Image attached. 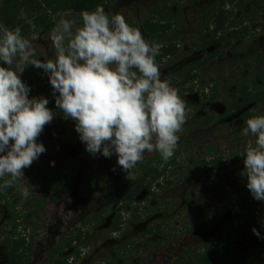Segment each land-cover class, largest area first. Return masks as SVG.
Masks as SVG:
<instances>
[{
  "label": "rangeland",
  "instance_id": "rangeland-1",
  "mask_svg": "<svg viewBox=\"0 0 264 264\" xmlns=\"http://www.w3.org/2000/svg\"><path fill=\"white\" fill-rule=\"evenodd\" d=\"M6 1L0 0V9L6 8L8 19L12 16L18 17L20 15L18 12L21 11L20 3L9 0V3L5 4ZM33 1L30 7L22 12L25 16L15 22V27L21 28L22 35L30 36L32 28L27 22L30 18V21L36 25L39 36L35 42L36 58L47 60L55 54L50 46L49 37L55 23L61 18L59 14H65L63 18L75 21L77 26L81 24V17L71 12H54L55 7H50L43 0ZM172 1L177 3L173 11L178 9L180 13L171 22L168 34L169 41L177 44L178 56L187 62L208 56L215 49L209 48L200 55L193 45L201 46L202 43L199 28L205 25L204 10L217 6L219 0H115L105 8V12L110 16L123 15L127 23L133 22L139 27L144 20L153 16L151 14L153 10H161L165 4H170ZM39 6L40 11H38L41 17L37 21L38 19H34V16L35 18L38 16L35 15L38 14L35 10ZM252 9L255 11L256 6ZM226 10L234 12L230 23L233 19L238 22L244 14L248 16L249 37L230 40L228 47L222 49L217 57L199 69V78L196 80L198 84L194 85L195 92L182 97L189 105L186 107L185 123L178 133L180 139L176 149L179 152L177 165L168 173V177L175 181V184L164 191L156 187L152 191L153 194L148 195L144 192L137 197L138 203L135 206H129L127 212L123 213L124 223L117 235L108 236L104 233L112 213L103 212L105 205L102 202L104 200L109 202L129 180L137 177L136 170L141 163L150 162L155 152L145 153V159L137 164L135 169L126 173L117 166L116 155L104 158L92 156L88 152L81 153L79 146H75L73 141L78 133L74 130L72 119L64 118L61 124L65 126L64 130L54 128L57 122L55 117L44 126L37 142L42 143L46 151L30 167L23 170L25 180L15 182L20 194L23 187H27L30 191L27 199L22 197V204L27 207L26 218L14 223L13 213L8 211L9 205L0 211V234L3 240L10 239L14 232L16 238H25L30 248L27 252L29 259L25 261V264H50L49 249L71 237L76 229L82 227V222L91 220L95 212L105 218L103 223L96 226L90 224L84 231H90L89 237L96 232L101 233L104 239L96 244L92 242L93 240L85 242L83 246L73 244L71 249L64 251V255L69 256L79 248L80 256L74 261L69 259L68 264H99V262L174 264L183 252L194 248L198 249L197 253L206 252L202 248L206 244L208 248L214 245L211 238L218 230L222 231V237L225 240L220 241L219 254L213 256L217 264H264V239L258 238L251 230L255 227L257 231L264 234V229H261L259 225L264 213H254L250 221L237 222L232 217L233 211L224 209L236 198L238 187L246 185L247 182L246 177L240 174L244 168L243 161L237 165H229L228 158H231L236 150L237 154L244 151L250 137L242 135L244 126L238 114L223 117L226 104L231 100L230 93L234 88L240 87V81L244 80L243 83L249 90L257 86L264 88V32L260 29L259 19L262 16L255 17L256 14H249L247 6L232 11L233 5H227ZM43 20L45 26L42 28L40 22ZM0 23H2L1 19ZM228 34L229 31L226 30L217 36L227 37ZM163 44L164 42L159 43L161 46ZM180 62L181 60L178 61L171 56L157 63L161 78L169 81L170 71L177 68ZM245 63L250 66L247 73ZM3 66L6 67V65ZM36 70L39 68L28 66L20 76L22 82H28L27 76H30V80L38 86L39 77L49 82L44 72H39L37 78L32 76ZM234 74L240 75L235 77ZM245 74L247 77H243ZM208 77L220 80V84L214 89L218 96L213 102H210L209 97L205 99L199 96L201 88L208 85ZM197 91L199 94L196 93ZM248 109L252 116L264 114V104H259L257 107L251 106ZM208 112H213L217 124L211 122L202 130L195 129V120H202ZM215 116L220 118L216 119ZM237 139L244 141V146L239 149L235 146ZM207 149L218 151L226 157L225 163L228 165L226 171L218 173L209 169H199L193 172L196 158H199ZM72 166H76L77 169L70 176L69 185L57 192L44 191L40 188L51 180L56 171L69 170ZM105 186L110 192L102 194L99 188ZM39 203L43 206L40 217L30 216L38 209ZM18 206V209L22 208V205ZM136 208L140 215L139 220L132 217ZM216 208L220 211L217 216L213 213ZM190 224H193V227L188 231L186 226ZM155 226H160L159 230L162 233L170 232L169 238L164 239L160 244L158 240L162 238L155 230L148 237H142L144 229ZM250 234H253L252 238ZM127 242H133V244L127 246ZM2 245L0 243V246Z\"/></svg>",
  "mask_w": 264,
  "mask_h": 264
},
{
  "label": "clouds",
  "instance_id": "clouds-1",
  "mask_svg": "<svg viewBox=\"0 0 264 264\" xmlns=\"http://www.w3.org/2000/svg\"><path fill=\"white\" fill-rule=\"evenodd\" d=\"M59 15L49 37L55 54L47 60L36 58L39 36L30 20V36L0 23V193L25 180L23 170L46 151L37 138L56 116L47 98L29 97L20 76L30 65L47 74L56 108L74 121L90 155H116L117 166L127 173L145 153H158L163 167L178 146L186 106L179 90L161 78L156 62L161 45L102 5L82 11L79 26ZM242 135L250 139L240 154V174L251 197L264 203V114L249 118ZM21 195L27 199L29 189L23 187ZM259 225L264 229V217Z\"/></svg>",
  "mask_w": 264,
  "mask_h": 264
},
{
  "label": "trees",
  "instance_id": "trees-1",
  "mask_svg": "<svg viewBox=\"0 0 264 264\" xmlns=\"http://www.w3.org/2000/svg\"><path fill=\"white\" fill-rule=\"evenodd\" d=\"M7 0L5 4L8 2ZM14 1V0H13ZM47 5H50V7H55L53 9L54 12H71L74 15L80 16V13L84 10H94L97 5H102L104 9L113 1L115 0H43ZM183 1V0H182ZM11 2V1H10ZM16 3H20V10L18 13L21 15L24 10L28 9L31 5L33 0H16ZM251 0H219V3H217V6L206 9L203 12V20H205V25L203 27L199 28V33L201 36V46L193 45L195 50L202 51L207 49H215L212 52L208 54V56H202L198 57L197 59H193L191 62H187L186 60L180 59L178 56V48L177 44H173L169 38V30L171 27V22L179 16L180 11L174 10L173 7L177 3L175 1H172L170 4H165L164 7L160 9H155L152 11V17L148 18L147 20H144L141 24V26H137L133 22H130L129 24L133 27H138V29L141 31L144 38L150 42H153L155 44H159L161 42H164L163 46L159 48V55L156 57V62L161 63L166 59H169L171 56H174L178 61L181 60V62L177 65V68L170 71L171 78L169 79V82L171 85L179 90V95L186 89L187 86H189L190 90L189 93H192L193 91V84L196 81V79L199 78L198 71L200 67L206 65V63L210 62L213 58L217 57V54H219L220 50L217 49L219 47L220 49H224L225 47L229 46V42L232 39H242L245 35L249 33V28L247 26L243 27L242 29H237L239 26L233 23H230V16L231 12H228L226 10L227 5H234L238 9L246 7L250 4ZM255 2L260 5V0H252V3ZM9 3V2H8ZM51 4H53L51 6ZM35 8V6H32ZM252 7V5H251ZM6 8L0 9V19L2 23L7 26L10 29L15 28V22L18 21L21 16H12V18L8 19L6 16ZM40 6L35 10L36 13L38 12V15L36 18L34 16V19H38L41 17L39 14ZM24 14V13H23ZM25 16V14L23 15ZM262 18H260V24L261 27L264 29V12H261ZM27 19V18H26ZM248 19V18H247ZM30 20V18H29ZM243 21L240 22L239 25H242ZM42 25V28L45 26V21L40 22V26ZM23 26V25H22ZM214 26V29L211 30L210 33V27ZM230 30L228 37H218L217 35L222 32ZM210 33V34H209ZM192 52V50H191ZM191 55V54H190ZM178 57V58H177ZM249 64L245 63V71L249 72ZM39 72L43 73L44 71L42 69L36 70L33 72L32 76L37 78V75ZM41 75V74H40ZM240 74H234V76L238 77ZM245 76V75H243ZM28 79L25 84L29 86L30 92L29 97H45L51 102L49 104V108L56 112V124L55 129L56 130H64L65 126H62V122L64 120L63 114L56 108L54 103V97L52 95V87L49 82H46L44 78H39V86L35 85L33 81L30 80V76H27ZM242 77V75H241ZM243 79V77H242ZM210 82L212 85L217 86L220 84V80L213 79L210 77ZM241 80V79H240ZM262 88H255L253 91H249L246 85H244L243 81H240V87L236 88L235 93L232 94V100L229 103L228 106H226V110L224 112V116H228L232 111L241 112L240 119L244 126H246V121L253 117L252 114L247 113V111H243L245 107L252 105L254 107H257L259 104H264V89ZM58 95V93H57ZM210 94H203V97L207 99L209 97L210 102H213L216 100L218 94H213L209 96ZM189 104L185 103V106L188 107ZM195 108V107H193ZM243 112V113H242ZM216 117V116H215ZM214 119L213 112L205 113V116L202 120H197L196 125L194 126L197 130H202L206 126H208L211 122L217 124V120ZM74 144L75 146H79L81 153H87L85 151L84 144L80 141L78 134L74 137ZM241 144L238 143L236 147H239ZM243 152V151H242ZM242 152H235L231 158L229 159V165H237L241 161H243V157L240 156ZM179 152L176 150L174 156L166 163L163 164V167H161V164L163 161L161 160L158 153H155L153 157L151 158L150 162L141 163L140 167L136 170L137 177L134 179H131L128 181L126 186L118 190L116 192L111 200L109 202H102L103 205V212L109 211L112 213V217L110 218L108 226L105 228L104 233L108 236H114L117 235L123 226V213L127 212V209L131 205H136L138 203L137 197H139L142 193L146 192L148 195L153 194V190L156 189V187L159 190H166L170 189L174 184L175 181H173L170 177H168L169 171L177 165V155ZM103 157L102 155H97L95 157ZM225 158L222 153H219L218 151L207 149L206 152H202L201 156L199 158H196L195 165L193 167V172L198 171L199 169H206L211 168L215 172H224L227 170L228 165L225 163ZM73 164V163H72ZM77 169L76 166L69 167V170H63L60 169L56 171L52 177L51 180L45 184H43L40 188L44 191L51 190L52 192H57L66 185L70 184V176L74 173V171ZM163 178L162 182L160 178ZM36 185V184H35ZM38 187L37 185L35 186ZM101 193H108L110 192L108 188L102 187L99 188ZM119 189V188H118ZM11 196V197H9ZM9 197V198H8ZM15 199V200H14ZM17 199V200H16ZM147 199V197H146ZM10 200L12 202L10 203ZM32 201V200H31ZM8 206V211L12 212V221L15 223L19 219H25L27 212V207H24L22 204V196L18 192V188L16 184L14 183L13 187L5 190L3 193H0V211L5 207ZM18 205H22L21 209H18ZM40 205V206H39ZM39 207L37 210L33 212L30 216L39 218L40 213L43 212V206L39 203ZM2 206V207H1ZM108 207H110V210H108ZM119 209V210H118ZM230 209L233 211V219L237 222H240L242 220L250 221V217L254 214H263L264 213V203L255 201L246 185H240L238 187V192L236 194V198L233 202L229 203V206H226L224 208ZM214 215H219L220 211L218 208L214 210ZM132 217L134 219H140V215L138 213V208H136L133 213ZM104 217H101V214L98 212H95L94 215L91 217V220H88L87 222H82V227L75 230V233L71 234L72 236L65 239L64 241H60L57 246H54L53 248L49 249L48 258H50V264H68L69 259L76 260L80 256V252L78 250L73 251L72 254L69 256L64 255V251L67 249H71L73 244H78V246H83V244L88 241L93 240L95 244L98 243L100 240L104 239L101 233H94L93 236L89 237L90 231H84L85 227L92 225H99L103 223ZM93 222V223H92ZM24 224V223H22ZM258 225V224H257ZM16 226V225H15ZM5 227V226H4ZM193 227V224L186 226L187 230L189 231ZM160 226H155L153 228H146L144 229V233L142 234V237H148V235L152 234V232L155 230L162 240H158V243L160 244L164 239L169 238V233H162L160 232ZM159 230V231H158ZM14 233V232H13ZM10 236V239H4L2 238L0 234V243L3 245L0 246V264H25V261H27L29 258L27 257V252L30 251V248L25 242V238L17 237L16 234H13ZM223 233L221 230H218V232L212 236L211 242L214 244L212 247L208 248V245H204L202 248L203 250H206L204 253H197L198 249L194 248L193 250L186 251L180 254V256L177 257L174 264H217L216 258L213 256H216L219 254V248H220V241L225 240L223 237ZM253 234H250V238H252ZM176 237V236H175ZM32 238V237H31ZM227 238V237H226ZM229 238V237H228ZM230 239V238H229ZM227 240V239H226ZM32 241V240H31ZM133 242H127V246H131ZM99 264H112L110 262H99Z\"/></svg>",
  "mask_w": 264,
  "mask_h": 264
},
{
  "label": "flooded vegetation",
  "instance_id": "flooded-vegetation-1",
  "mask_svg": "<svg viewBox=\"0 0 264 264\" xmlns=\"http://www.w3.org/2000/svg\"><path fill=\"white\" fill-rule=\"evenodd\" d=\"M250 4L252 5V7H251V5H247V10L249 11L248 13L249 14H253V15H255L256 14V16L255 17H257L258 15H261V12H264V0H260V5H261V7L259 6V2H258V4H256L255 2H253L252 3V0H251V2H250ZM256 6V9H257V11H256V9H255V11H253V7H255ZM227 7V6H226ZM225 7V8H226ZM260 8V9H259ZM233 9L234 10H232V11H236L237 10V8H236V6H234L233 5ZM227 11H229V10H227ZM233 15H234V12H231V16H230V19L233 17ZM240 15H242V14H240ZM247 18H248V16H246L245 14H244V17L243 18H241V20H239L238 22H236L235 21V19H233V24H236V25H238L239 27L237 28L238 30L239 29H242L243 27H245V26H247L248 27V22H247ZM260 19V18H259ZM235 21V22H234ZM241 21H243V23H242V25H239L240 24V22ZM230 22H231V20H230ZM211 28V30H213L214 29V27L213 26H211L210 27ZM260 29L264 32V29H263V27H261V24H260ZM227 31H229V33L231 32L230 30H227ZM229 35V34H228ZM228 37V36H227ZM247 37H249V33L247 34V35H245L243 38H247ZM240 39V38H239ZM218 48V47H217ZM219 50L221 51L222 49H220L219 48ZM205 52V50H202V51H198V53L200 54V55H202L203 53ZM220 53V52H219ZM201 68V67H200ZM246 73H247V71H246ZM243 77H247L246 76V74H245V76H243ZM211 78H213V79H215L214 77H211ZM210 77H208V85H207V87H205V88H201V95L198 93V91L196 92V93H198L199 94V96L200 97H203V94H210L211 93V95H213V94H216V92H215V88L216 87H218V85L217 86H215L214 87V85H212V83L210 82ZM197 80V79H196ZM201 80V79H200ZM218 80V79H217ZM244 81V80H243ZM195 84H193L192 86H193V88H194V85H197L198 84V82L197 81H195L194 82ZM201 84H204V83H202L201 82ZM206 84V83H205ZM188 87V88H187ZM186 87V89L180 94V97L182 98L183 96H186L187 94H192V93H194L195 92V89H193V91H192V93H189V90H190V88H189V86H187ZM246 87H247V85H246ZM262 88L261 90H263L264 88L262 87V86H257V87H253L251 90H249V88H248V90L249 91H253L255 88ZM235 88H234V90H232V92L230 93V96H231V100H232V97H233V93H234V95H236V93H235ZM204 98V97H203ZM231 100L229 101V103L231 102ZM185 103H187L186 101H184ZM229 103L228 104H226V106H228L229 105ZM252 105H249V106H247V107H245V108H243L244 110L243 111H247V113H249V114H251L250 112H249V109H248V107H251ZM194 107V106H193ZM225 110H226V108H225ZM225 110H224V112H225ZM234 113H236V114H238L237 116H239L240 117V114H241V112L239 113V112H237V111H232L229 115H228V117L229 116H231L232 114H234ZM243 113V112H242ZM223 117H227V116H224V113H223ZM217 118H220V117H218V116H216V119ZM197 120L198 119H196L195 121H196V123H197ZM240 121H241V119H240ZM242 123V122H241ZM244 126V125H243ZM244 127H246V126H244ZM238 143H240L241 145L239 146V147H236L237 149H239L240 147H242V146H244V141L243 140H239V139H237V142H236V145L238 144ZM235 145V146H236ZM239 151V150H238ZM235 152H237V150L235 151ZM240 153V152H239ZM207 169H209V170H211L212 172H215V171H213L211 168H206V170ZM199 171V170H198ZM195 172H197V171H195ZM137 200H138V198H137ZM112 217V216H111ZM110 217V218H111ZM109 221H110V219H109ZM109 224V223H108ZM108 226V225H107ZM106 226V227H107ZM49 252V251H48Z\"/></svg>",
  "mask_w": 264,
  "mask_h": 264
}]
</instances>
